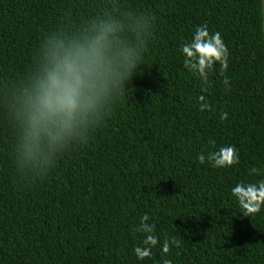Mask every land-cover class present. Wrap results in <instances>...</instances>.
Here are the masks:
<instances>
[{"label":"trees","instance_id":"1","mask_svg":"<svg viewBox=\"0 0 264 264\" xmlns=\"http://www.w3.org/2000/svg\"><path fill=\"white\" fill-rule=\"evenodd\" d=\"M119 3L150 12L154 27L143 64L86 143L72 144L43 179H29L0 114V264H264V210L247 217L231 196L237 181L264 179V1ZM105 10L111 0H0V79L23 78L53 30ZM204 24L230 53L227 72L217 63L207 85L180 52ZM228 145L238 164L199 162ZM145 213L161 244L181 241L167 257L157 245L137 259Z\"/></svg>","mask_w":264,"mask_h":264},{"label":"clouds","instance_id":"2","mask_svg":"<svg viewBox=\"0 0 264 264\" xmlns=\"http://www.w3.org/2000/svg\"><path fill=\"white\" fill-rule=\"evenodd\" d=\"M113 10H105L76 26H61L42 40L27 74L17 80L0 79V114L15 133L13 148L18 171L32 180L43 179L59 157L74 143H86L90 131L99 126L117 93L125 89L151 39L154 19L150 12L120 11L119 0H111ZM184 66L207 85L217 63L221 72L229 68V50L220 32L208 25L197 26L190 42L181 45ZM225 87L230 80L225 77ZM206 90V88H205ZM199 97L200 110L210 105ZM223 112L221 119L226 120ZM199 162L215 168L240 162L235 145L222 146ZM231 196L250 217L264 210V179L255 183L237 181ZM145 213L138 230L144 233L142 246L135 247L138 260L152 256L160 245L167 257L180 240L165 239L161 244L155 224ZM163 264H173L164 259Z\"/></svg>","mask_w":264,"mask_h":264},{"label":"rangeland","instance_id":"3","mask_svg":"<svg viewBox=\"0 0 264 264\" xmlns=\"http://www.w3.org/2000/svg\"><path fill=\"white\" fill-rule=\"evenodd\" d=\"M264 1V0H263Z\"/></svg>","mask_w":264,"mask_h":264}]
</instances>
